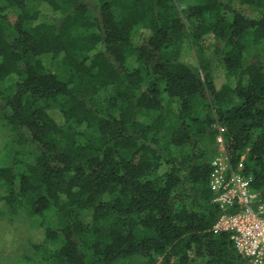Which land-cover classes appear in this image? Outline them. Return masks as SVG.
I'll use <instances>...</instances> for the list:
<instances>
[{"label": "trees", "instance_id": "1", "mask_svg": "<svg viewBox=\"0 0 264 264\" xmlns=\"http://www.w3.org/2000/svg\"><path fill=\"white\" fill-rule=\"evenodd\" d=\"M0 126L31 264H251L208 151L264 195V0H0Z\"/></svg>", "mask_w": 264, "mask_h": 264}, {"label": "built area", "instance_id": "2", "mask_svg": "<svg viewBox=\"0 0 264 264\" xmlns=\"http://www.w3.org/2000/svg\"><path fill=\"white\" fill-rule=\"evenodd\" d=\"M219 140L224 142L222 136ZM211 167L214 202L223 210L214 231L229 233L251 264H264V195L254 186L253 178L233 166L227 154L216 155Z\"/></svg>", "mask_w": 264, "mask_h": 264}, {"label": "rangeland", "instance_id": "3", "mask_svg": "<svg viewBox=\"0 0 264 264\" xmlns=\"http://www.w3.org/2000/svg\"><path fill=\"white\" fill-rule=\"evenodd\" d=\"M189 0H177V3L183 4ZM147 33L145 32V35ZM144 34H141L140 41ZM194 53L193 49L191 48ZM217 75L223 77L224 71L219 65ZM6 136L0 126V159L4 152ZM218 147L210 148L208 151L209 160L218 154H227L223 142L218 141ZM185 151V149H183ZM244 155L243 157H245ZM163 170L165 167L162 168ZM3 192L0 187V194ZM39 219H32L23 214L4 212L0 209V264H31L35 257V251L32 247V241L36 239L32 224L37 223Z\"/></svg>", "mask_w": 264, "mask_h": 264}]
</instances>
